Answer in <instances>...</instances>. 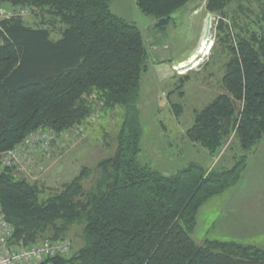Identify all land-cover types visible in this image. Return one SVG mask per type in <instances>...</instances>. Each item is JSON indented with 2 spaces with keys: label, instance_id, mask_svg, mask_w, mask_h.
Masks as SVG:
<instances>
[{
  "label": "trees",
  "instance_id": "1",
  "mask_svg": "<svg viewBox=\"0 0 264 264\" xmlns=\"http://www.w3.org/2000/svg\"><path fill=\"white\" fill-rule=\"evenodd\" d=\"M135 1L162 19L190 0ZM231 2L207 0V11L219 17L212 49L225 60V92L196 112L187 132L212 155L233 134L244 152L264 137V9L257 20L240 19L229 16ZM18 7L33 9L41 24L18 16L0 21V153L39 127L60 132L80 124L93 96L125 114L116 153L99 163L87 193L79 177L45 198L37 183L15 178L10 168L0 172L14 242L58 240L77 225L83 245L72 261L81 264H264V249L233 241L200 246L192 237L199 209L239 182L246 155L230 168L190 163L170 176L140 163L136 104L148 57L140 30L113 14L109 0H0V8Z\"/></svg>",
  "mask_w": 264,
  "mask_h": 264
},
{
  "label": "rangeland",
  "instance_id": "2",
  "mask_svg": "<svg viewBox=\"0 0 264 264\" xmlns=\"http://www.w3.org/2000/svg\"><path fill=\"white\" fill-rule=\"evenodd\" d=\"M109 6L113 14L140 30L148 55L136 104L143 131L140 163L170 176L190 163H198L209 171L217 167L230 168L237 157L246 155L247 168L239 182L199 209L192 237L200 246L206 241H233L244 245L254 243L264 249V237L244 238L242 226L247 198L255 199V207L264 206V203L258 204L259 197L264 196V137L250 151L244 152L233 134L213 155L187 137L196 112L225 92L221 82L225 60L221 55L213 58L212 49L219 17L207 11V0H190L171 15L172 20L165 28L157 29L155 24L161 19L141 12L135 0H109ZM263 9L264 0H232L227 12L231 17L257 20L256 14ZM23 18L33 27L41 24L40 15ZM205 36L210 43L197 64L186 72L179 69V64L187 62L197 52ZM59 38L55 32L53 39ZM182 81L185 83L180 87ZM90 100L91 112L80 124L60 132L46 127L35 130L53 132L55 139L48 151H35L32 165L10 168L15 178L37 183L45 191V198L79 177L86 193L94 187L100 176L99 163L116 153L125 111L121 107L107 109L95 96ZM82 232V227L76 225L63 237L72 241L74 251L83 245Z\"/></svg>",
  "mask_w": 264,
  "mask_h": 264
},
{
  "label": "built area",
  "instance_id": "3",
  "mask_svg": "<svg viewBox=\"0 0 264 264\" xmlns=\"http://www.w3.org/2000/svg\"><path fill=\"white\" fill-rule=\"evenodd\" d=\"M33 12L29 7L0 8V21L15 16L25 17ZM174 70L180 72L177 67ZM54 139L53 132H33L16 148L0 154V172L14 166L20 168L32 165L35 151H48ZM14 234L15 230L7 220L0 202V264H81L72 261L75 251L70 239L44 240L25 246L14 242Z\"/></svg>",
  "mask_w": 264,
  "mask_h": 264
},
{
  "label": "crops",
  "instance_id": "4",
  "mask_svg": "<svg viewBox=\"0 0 264 264\" xmlns=\"http://www.w3.org/2000/svg\"><path fill=\"white\" fill-rule=\"evenodd\" d=\"M251 203L252 205H250ZM253 203H256L254 198H247V200L244 201L242 211L243 237L249 239L264 237V206L255 207ZM260 203H264V196L259 197L258 204ZM247 245H252L259 248L258 246L254 245V243Z\"/></svg>",
  "mask_w": 264,
  "mask_h": 264
},
{
  "label": "bare ground",
  "instance_id": "5",
  "mask_svg": "<svg viewBox=\"0 0 264 264\" xmlns=\"http://www.w3.org/2000/svg\"><path fill=\"white\" fill-rule=\"evenodd\" d=\"M210 40L207 39V36H205L200 43V46L197 50V52H195L192 57L190 58V60H188L185 63H182L181 66L178 65V68L181 69L182 71H185L187 69H190L192 66L196 65L197 62L200 60V57L202 56V53H204L208 46H209ZM186 72V71H185Z\"/></svg>",
  "mask_w": 264,
  "mask_h": 264
},
{
  "label": "water",
  "instance_id": "6",
  "mask_svg": "<svg viewBox=\"0 0 264 264\" xmlns=\"http://www.w3.org/2000/svg\"><path fill=\"white\" fill-rule=\"evenodd\" d=\"M171 20H172V16H168L166 18H163L155 24V28H157V29L165 28L170 23Z\"/></svg>",
  "mask_w": 264,
  "mask_h": 264
}]
</instances>
